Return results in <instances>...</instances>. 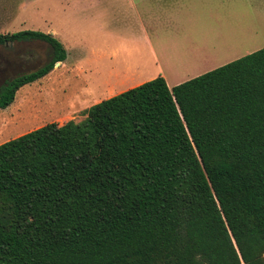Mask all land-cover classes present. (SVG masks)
<instances>
[{"label":"trees","instance_id":"1","mask_svg":"<svg viewBox=\"0 0 264 264\" xmlns=\"http://www.w3.org/2000/svg\"><path fill=\"white\" fill-rule=\"evenodd\" d=\"M0 88L16 92L64 62ZM0 144V264H264V48L169 89L162 77Z\"/></svg>","mask_w":264,"mask_h":264},{"label":"crops","instance_id":"2","mask_svg":"<svg viewBox=\"0 0 264 264\" xmlns=\"http://www.w3.org/2000/svg\"><path fill=\"white\" fill-rule=\"evenodd\" d=\"M85 7L93 15L90 38L72 28L73 40L59 41L66 51L59 68L72 64L79 76L102 81L86 86L88 100L73 105L78 113L94 105L98 87L110 98L160 76L172 89L243 57L259 19L253 0H91Z\"/></svg>","mask_w":264,"mask_h":264},{"label":"rangeland","instance_id":"3","mask_svg":"<svg viewBox=\"0 0 264 264\" xmlns=\"http://www.w3.org/2000/svg\"><path fill=\"white\" fill-rule=\"evenodd\" d=\"M65 1L72 2V7L68 5L66 8L65 2L60 0H0V34L35 31L49 34L58 41L64 38L71 42L75 30H78L79 38L88 40L93 15L85 3L91 0ZM253 7L259 13V19L251 26L252 42L244 44L239 51L242 56L264 48V0H253ZM72 28L75 30L67 33ZM49 59L50 49L41 42L0 46V87L6 80L31 72ZM54 67L44 78L20 88L12 104L0 110V144L45 124L55 122L61 125L73 117L82 116V112L73 108L90 95L86 86L95 85V78L102 83L101 78L97 75L79 76L71 70L72 64H67V69ZM91 91L94 93L89 101L91 104L109 96L102 86Z\"/></svg>","mask_w":264,"mask_h":264},{"label":"flooded vegetation","instance_id":"4","mask_svg":"<svg viewBox=\"0 0 264 264\" xmlns=\"http://www.w3.org/2000/svg\"><path fill=\"white\" fill-rule=\"evenodd\" d=\"M15 77H16V76H15ZM13 78H14V77H13ZM11 79H12V78H10V79H8V80H11ZM8 80H6V81H8ZM6 81L4 82V84L6 83ZM4 84H3V85H4ZM3 85H2V86H3ZM2 86H1V87H2ZM1 87H0V88H1Z\"/></svg>","mask_w":264,"mask_h":264},{"label":"water","instance_id":"5","mask_svg":"<svg viewBox=\"0 0 264 264\" xmlns=\"http://www.w3.org/2000/svg\"><path fill=\"white\" fill-rule=\"evenodd\" d=\"M58 65H59V63H56V64H55V66H58Z\"/></svg>","mask_w":264,"mask_h":264}]
</instances>
